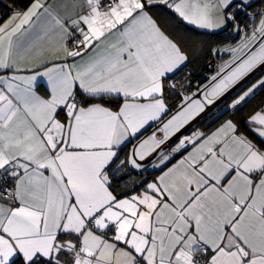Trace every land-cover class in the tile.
Here are the masks:
<instances>
[{"label":"snow or ice","instance_id":"obj_1","mask_svg":"<svg viewBox=\"0 0 264 264\" xmlns=\"http://www.w3.org/2000/svg\"><path fill=\"white\" fill-rule=\"evenodd\" d=\"M159 6L241 37L195 90ZM251 6L30 0L0 25V264H264V104L241 114L264 93V9L237 21ZM202 116L221 122L182 134Z\"/></svg>","mask_w":264,"mask_h":264},{"label":"trees","instance_id":"obj_2","mask_svg":"<svg viewBox=\"0 0 264 264\" xmlns=\"http://www.w3.org/2000/svg\"><path fill=\"white\" fill-rule=\"evenodd\" d=\"M262 1L263 0H255V1H253L251 3L252 6L249 9H253L258 3L262 2ZM29 2H30V0H0V12L2 13V16L5 17L14 8H20V9L25 8L26 5ZM159 10L162 11V12H164V13H167L169 16H171L176 21V23H177V25L179 27H181L182 29L186 30L190 34L193 33L192 35H194V37L206 35V37L208 38V40H207L208 47L207 48H203V49H201L198 52L199 56L201 57L200 63L193 64L191 62V63H189L186 66V67L191 68L195 73H197V71L200 70L201 71L200 74L195 75V78L199 79V81H201V82L206 83L207 82L205 80V77L206 76H203V73L202 72H203V69H204V64L212 56V55H209L208 54L209 53V50L210 49H213L215 46H219L220 47V46L225 45L227 43L235 42L236 39H237V37L236 36H233L232 37L231 35L227 34V29L228 28H226L224 30L213 31V32L199 30V29L195 28L194 26L189 25V24H186L185 22H183L180 19H178L174 13H172L168 8H166L164 6H159V7H156L154 9H152V13L157 12ZM199 39H200V37H199ZM175 99L178 101V98H175ZM261 104H264V93H260L255 98L249 100L244 105V107L241 109V114L242 115H247L254 108L260 107ZM212 111H210V112H212ZM227 118H228V116L221 117V120L227 119ZM237 118H239V116ZM212 120H213V117L212 116H208L207 119H204L202 117L200 120H198L196 122V124H195L194 127L195 128H198V129H201L204 132H209L212 128H214L218 123L221 122L220 120H218L215 123H213ZM200 121H202V122H200ZM187 134H188V132H187ZM125 151H126V149H125ZM178 156L179 155H177L176 158ZM157 173L158 172H154V174H157Z\"/></svg>","mask_w":264,"mask_h":264},{"label":"crops","instance_id":"obj_3","mask_svg":"<svg viewBox=\"0 0 264 264\" xmlns=\"http://www.w3.org/2000/svg\"><path fill=\"white\" fill-rule=\"evenodd\" d=\"M20 8H14L11 12H9L5 17H3L0 20V25H3L6 21L9 20V18L11 17L12 13ZM24 9V8H23ZM153 18L157 21V23L159 24V26L161 27V29L163 31H165L167 34H169L170 36H172L174 39L178 40L182 46L184 47V50L188 53L191 62L193 64H198L200 63V59L201 57L199 56L198 52L203 49V48H207L208 47V38L206 37V35H202V36H198V37H194V35L190 34L189 32H187L186 30L182 29L181 27H179L176 23V21L169 16L167 13H164L162 11H157L152 13ZM184 22V21H183ZM186 24H188L187 22H185ZM190 25V24H189ZM193 26V25H192ZM195 27V26H194ZM196 28V27H195ZM199 29V28H197ZM202 31H210L213 32L212 30H205V29H199ZM197 36V35H196ZM200 37V39H199ZM236 42V41H235ZM229 43L222 45V46H215L213 49L219 47L222 49L221 56H220V60L221 63L223 60H228L229 59V54L224 52L223 49L229 47L226 46ZM230 44H234V42H231ZM212 111V109H209L208 112ZM207 113H205L204 115H206ZM203 117V116H202ZM202 117L198 118L201 119ZM195 123V122H194ZM219 125V123L212 128L209 132L213 131L217 126ZM191 126V125H190ZM189 126V127H190ZM201 130V129H199ZM152 131V128L148 129V132L145 133V135H147L148 133H150ZM186 131V130H185ZM185 131L182 133L184 134ZM202 131V130H201ZM135 142V141H134ZM191 149L189 148V151ZM127 151V149H126ZM187 153H182L181 155H186ZM181 155H179L177 158H175L174 160H172V163H176L177 160H179L181 158ZM171 166V165H169ZM159 173H157L156 175H158Z\"/></svg>","mask_w":264,"mask_h":264},{"label":"built area","instance_id":"obj_4","mask_svg":"<svg viewBox=\"0 0 264 264\" xmlns=\"http://www.w3.org/2000/svg\"><path fill=\"white\" fill-rule=\"evenodd\" d=\"M260 9H264V0L260 3H258L253 9H249V8H246L245 11H241L238 16H237V21L240 23L241 27H243L245 24H251L252 21L249 19L248 15L245 14V12H248V13H254ZM2 13L0 12V19L2 18ZM232 29V25L230 24L228 26V29H227V34L231 35L232 37L233 36H236L234 32L231 31ZM243 35V32L241 33V36ZM237 39L238 38H241L240 36H236ZM236 39V40H237ZM220 56H221V53H219L218 55H216L215 57L211 56L207 61L206 63L204 64V69H203V76H211L215 69L218 67V65L221 63V60H220ZM185 72H191L193 73V75L191 76V79L193 81V84H192V89L195 90L197 84L201 81H199V79L195 78V75H198L200 74V70L197 71V73H195L191 68L189 67H186L182 70L181 73H178V75H182L183 73ZM200 120V119H199ZM196 123H194V125H191L189 127V129H187L185 131L184 134H187V132L189 130H191L194 126H195Z\"/></svg>","mask_w":264,"mask_h":264},{"label":"rangeland","instance_id":"obj_5","mask_svg":"<svg viewBox=\"0 0 264 264\" xmlns=\"http://www.w3.org/2000/svg\"><path fill=\"white\" fill-rule=\"evenodd\" d=\"M253 1H255V0H251V3H252ZM190 25H191V24H190ZM216 31H219V30H216ZM239 40H240V38H238V39L236 40V42H234V44H230V43H229V44L226 45V46H229V45H230V46H233V45H235ZM213 74H214V73H213ZM213 74H212V75H213ZM195 123H196V122H195Z\"/></svg>","mask_w":264,"mask_h":264}]
</instances>
